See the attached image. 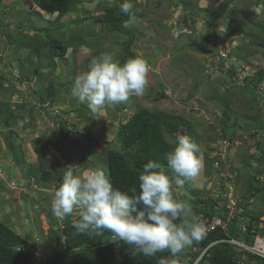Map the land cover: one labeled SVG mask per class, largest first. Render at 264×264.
<instances>
[{
    "label": "rangeland",
    "instance_id": "1",
    "mask_svg": "<svg viewBox=\"0 0 264 264\" xmlns=\"http://www.w3.org/2000/svg\"><path fill=\"white\" fill-rule=\"evenodd\" d=\"M91 1L79 0L76 8L56 22L58 12L42 10L34 0H0V78L4 77L0 100L10 102L17 114L10 128L0 122V220L34 242L38 253L42 249L51 253L60 246V228L52 232L41 209L51 208L62 171L77 165L81 169L101 167L108 173V151L122 150L120 125L138 109L178 114L190 123L194 141L202 150L203 167L194 182L176 188L177 195L185 200L195 198L193 189L202 190L203 196L219 198V179L236 177L240 171L246 175L257 166L264 168V163L257 160L263 154L264 161V132L251 134L264 122V97L256 104L253 94L234 86L228 72L218 69L219 54L208 39L215 36L220 54L227 49L230 55L223 68H237L240 75L234 79L245 84L244 76H254L258 67H264V46L259 45L264 44V0H136L126 28L138 30L132 50L148 61L149 84L142 96L133 95L124 103L107 107L104 116H95L86 102L79 103L71 96L74 79L102 52L113 53L121 60L131 37L129 33L108 31L91 18L116 4V0H103L93 9H86L85 2ZM189 1L191 8L186 9ZM208 6L212 7L209 12ZM44 26L69 45L64 56L54 55L48 48H36L38 41L48 37L49 30L43 28L37 34L35 27ZM42 75L43 82L39 79ZM52 79L60 94L56 102L43 106L33 97V91L47 86ZM162 92L165 97H161ZM258 92L264 96V82ZM228 103L232 107L230 122L238 119L242 128L238 136L222 146L225 136L218 123ZM59 120L66 122L63 129ZM61 132L77 140H61L63 164L56 148L44 149L42 156L36 149L40 143H58ZM175 136L169 133L166 138L173 143ZM249 154L254 157L251 166L245 167V160L252 159ZM84 161L87 163L80 165ZM232 166L238 173L230 170ZM43 169L52 170L51 182H36V175L40 176ZM29 173L33 175L31 182ZM259 177L263 179L264 173ZM245 185L243 180L235 182L234 195H242ZM252 201L251 212L264 207L261 197ZM245 222L249 228L256 226L250 216H245ZM181 263L192 264L188 258Z\"/></svg>",
    "mask_w": 264,
    "mask_h": 264
},
{
    "label": "clouds",
    "instance_id": "2",
    "mask_svg": "<svg viewBox=\"0 0 264 264\" xmlns=\"http://www.w3.org/2000/svg\"><path fill=\"white\" fill-rule=\"evenodd\" d=\"M132 9L133 4L129 0H124L120 4V10L129 18H132ZM217 53L221 60L217 61L219 66L215 64L214 66H218L223 72L221 68L230 53L227 51L225 56ZM150 70L148 61L141 54L129 57L121 63L113 53L102 52L98 57L91 59L86 68L76 75L71 96L79 103L86 102L95 116H104L107 107L124 103L133 95L142 96L149 84ZM227 141L230 143L232 140L223 137L221 145L226 146ZM227 147L230 148V145ZM62 158L60 154V164H63ZM165 160L166 164L159 160H149L144 164L138 174L139 191L135 186L128 191L115 187L104 168L81 169L77 165H70L65 168L61 183L53 193L52 215L63 221L66 217L76 214L78 218L73 221L75 230L73 235H103L108 232L113 242L122 241L132 246L134 254L140 253L148 258L155 257L157 253L165 250L176 256L189 248L188 259L192 264H198L205 254L210 255V249L215 244L225 242L224 232L219 227L222 230L219 239L210 242L206 247L201 245V240H204L206 235L210 232L217 233L218 227L210 229L211 220L224 214L217 207L214 197L208 195L215 202V210L220 214L214 213L207 217L200 214L199 217L204 218L203 222L195 217L190 202L180 199L176 194L175 189L182 188L186 182H194L203 167L202 150L192 137L177 133L171 151L165 155ZM230 170L238 173L233 166ZM237 181V176L219 179L221 193H231V198L234 196V199L245 208L243 214L245 221V216H249L248 205L253 203L252 198L257 199L259 196L249 197L246 185L244 193L242 195L235 193V196L234 184ZM227 197L228 195L224 198ZM141 205L142 208L137 210ZM231 223L237 224L239 234L224 233L228 238H238L240 243L245 245L254 242L255 235L252 232L250 241L242 236L245 231L239 225L241 222L238 219L231 220L229 224ZM260 224H264V216L256 222L257 226ZM245 225L247 226L246 222ZM251 229L252 227L249 228ZM259 230V234H263L264 227H259ZM231 244L240 249L241 258L238 264L243 262L260 264V260H264V256L253 254L238 244ZM245 250L259 259L250 261ZM200 251L201 254L192 262L190 258ZM157 264L172 262L166 257H160Z\"/></svg>",
    "mask_w": 264,
    "mask_h": 264
},
{
    "label": "trees",
    "instance_id": "3",
    "mask_svg": "<svg viewBox=\"0 0 264 264\" xmlns=\"http://www.w3.org/2000/svg\"><path fill=\"white\" fill-rule=\"evenodd\" d=\"M34 1H36L42 10L48 11L50 13L57 11L59 14L57 15V20H55L56 22H59L63 15L76 8L77 4L79 3V0ZM116 1V4H110L106 6L102 13L91 16V18L95 24H100L102 28L108 31L130 34L131 38L126 42L125 45L126 52L120 60L121 63H123L127 58L138 54L136 51L132 50L131 45L132 40L134 39L133 36L136 34V32H138V30L126 28V23L130 18L127 14H124L120 10V4L123 3L124 0ZM135 1L136 0H129V2L132 4ZM182 1L184 2V0ZM159 2H161V0ZM191 5L192 2L190 1L189 3L185 4L186 9H190ZM211 9L212 7L209 6L206 8L208 12L211 11ZM86 12L88 13V10H86ZM36 13L40 15L39 12ZM20 26L24 28L28 27L27 24L23 25L22 23ZM35 28L36 31H38L36 32L37 34L42 32L43 28L49 30L48 37H45L42 41H38V45H36L37 49L48 48L54 55L57 56H64L66 54L69 45L62 38L52 36L50 27L44 26L42 28ZM213 31L214 29L211 30V32ZM34 36H36V34ZM77 38L82 42L80 37ZM208 39L213 44V46L216 47L214 52H218L219 46L216 44L215 36H208ZM259 45L264 46L263 43H259ZM38 69L39 68H36L35 71L37 72ZM221 69L228 72L231 82L234 84V86L242 87L244 90L251 93V95L253 94L254 96H252L256 104V101H260V98L264 97L260 95V92H258V88H260L261 84L264 82V67H258L254 76H244L242 80L245 81V84L239 82L237 79H234V77L240 75L238 73V69L234 66L231 68ZM3 78L4 77L0 78V88H4ZM39 79L41 82L45 80L43 75ZM162 85H164V83H161V86ZM33 94V97L36 98L37 102L45 106L46 103L56 102L60 92L57 87L56 80L52 79L47 86L33 91ZM161 97H165L164 92L161 93ZM17 105L20 106L19 103H17ZM14 109L10 102L0 100V122L1 124L3 123V125L7 128H10V126L13 124L12 120L17 118V114L15 113ZM231 112L232 107L228 103L226 104V107H224L222 118L218 123V125L221 126L222 130L224 131V136L230 141L238 136V131H240L242 128L238 125V119H236L234 122H230V118L232 117ZM58 123L62 129L66 125L64 120H59ZM257 129L258 130L252 132L251 134L255 135L258 133H263L264 122L263 124L259 125ZM12 133L13 131H11L9 134L11 137L13 135ZM169 133H186L192 137L193 140L195 138L194 131L191 129L190 123L185 117L163 110H152L149 108L138 109L126 120V122L122 123L118 133L119 139L122 143V150H109L106 159L108 164V174L113 181L114 186L124 191H128L133 186H135L137 191H139L138 174L139 171L142 170L144 164L149 160H159L161 163L166 164L165 155L167 152L171 151L173 146V143H171L166 138V135ZM67 139H71L74 143H77L75 138L69 137L66 133L61 132L58 143H40L39 145H36V149L41 156L44 154V149L50 147L56 148V150L61 153L63 149L62 146L64 145L62 141L68 142ZM11 141L9 142V146H11L13 155L17 157V149H14L12 146L13 142ZM62 154L63 156L65 155L62 152L61 156ZM253 157L254 154H249V158L252 159L249 160V162L244 159L246 163H244L243 166L250 167V161L252 162ZM257 160L259 162L261 161V163H264L263 154H261V157L257 158ZM86 163L87 161H84L81 162L80 165ZM64 171L65 170L62 171V174L59 177L60 183ZM263 173L264 168L257 166L248 171L246 175L240 171L237 175V179L243 180L246 183V190L249 197L253 195L259 196L262 198L264 203V178L261 179V177H259L260 174ZM32 176L33 175L29 173V180ZM52 176V170L43 169V173L40 176L36 175V182H51ZM201 192L202 190L200 189H193L195 198H191V200L188 201L191 204V208L195 217L204 222V218L199 217L200 214H203L204 217H207L214 213L219 215L220 212L218 213V211L215 210L216 204L213 199L208 195L203 196ZM178 196L180 199H184L182 195ZM250 206L251 205H248L247 214L256 222H259L261 217L264 216V207H261L260 209L254 208L251 212ZM140 208H142V205L138 206L137 210H140ZM41 210H43V213L46 215L52 232L57 227L61 230L60 233H58V243L60 245L59 248L51 253L45 252L43 249L40 251V253H38L37 246L34 242H29L25 236L14 231L8 224L0 220V264H157V261L160 257L168 258L172 264H182V259L189 257V248L186 249L182 254H177L176 256H172L168 250L157 253L156 256L152 258L145 257L140 253L134 254V249L132 246L122 241H119L120 244L116 246L111 240V236L108 232H105L103 235H73L75 231L73 228V221L78 218L77 215H72L66 217L63 221H59L52 215L51 208H44L42 206ZM216 231L217 233L210 232L208 235H206L204 240H201V245L203 247H206L210 242L219 239L222 230H220L218 227ZM228 234H239V227L237 224H229ZM223 236L228 238L227 234L223 233ZM242 236L250 241L252 234L249 230V227L247 231L242 234ZM210 250V255L205 254L198 264H238L237 262L241 258L240 249L226 241L215 244ZM245 253L249 255L250 261L259 259L254 257L253 254L247 252L246 250ZM200 254L201 251L194 254L190 258L191 261H195ZM260 264H264V260H260Z\"/></svg>",
    "mask_w": 264,
    "mask_h": 264
},
{
    "label": "built area",
    "instance_id": "4",
    "mask_svg": "<svg viewBox=\"0 0 264 264\" xmlns=\"http://www.w3.org/2000/svg\"><path fill=\"white\" fill-rule=\"evenodd\" d=\"M226 51L222 52V55H226L224 54ZM227 53V52H226ZM219 60H221V56L219 55ZM218 60V61H219ZM221 184V183H220ZM219 195H221V190L219 192ZM228 197L225 199L224 197L227 196ZM231 193H226L223 192V194L221 196H219V198H215L214 197V201H217V207L220 209V212H223L224 216L222 217H214L211 220V225H210V229H215L217 227H221L224 233L228 232L229 229V222L231 220H236L238 219L239 222H241L239 225L243 227V230L246 231L248 229V227L245 225V221H244V212H245V208H243V206L240 204V202H238L235 199L231 198ZM209 220V219H208ZM259 227H264V224H260L259 226H253L252 229L250 230V232H252L253 235H255V239L254 242L251 245H245L244 243H240L238 238H224V241H228L231 242L233 244H238L240 246H243L244 248L248 249L249 251H251L253 254H257V255H261L264 256V232L263 234H259ZM243 264H246L245 262H243Z\"/></svg>",
    "mask_w": 264,
    "mask_h": 264
},
{
    "label": "water",
    "instance_id": "5",
    "mask_svg": "<svg viewBox=\"0 0 264 264\" xmlns=\"http://www.w3.org/2000/svg\"><path fill=\"white\" fill-rule=\"evenodd\" d=\"M100 1H103V0H92L91 2H85V8L93 9L99 4Z\"/></svg>",
    "mask_w": 264,
    "mask_h": 264
},
{
    "label": "bare ground",
    "instance_id": "6",
    "mask_svg": "<svg viewBox=\"0 0 264 264\" xmlns=\"http://www.w3.org/2000/svg\"><path fill=\"white\" fill-rule=\"evenodd\" d=\"M50 13V12H49Z\"/></svg>",
    "mask_w": 264,
    "mask_h": 264
}]
</instances>
